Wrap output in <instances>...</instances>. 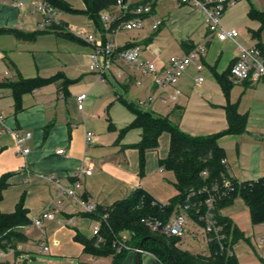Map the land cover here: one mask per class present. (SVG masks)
Wrapping results in <instances>:
<instances>
[{
	"label": "crops",
	"instance_id": "crops-1",
	"mask_svg": "<svg viewBox=\"0 0 264 264\" xmlns=\"http://www.w3.org/2000/svg\"><path fill=\"white\" fill-rule=\"evenodd\" d=\"M35 1L38 0H0V29L38 33L31 42L16 40L10 34L0 35V113L4 116L6 128L19 134H31L24 144L29 152L22 156L17 153L13 137L0 132V176L12 174L2 194L0 212L12 213L22 197L30 222L20 229L25 242L15 249H0V264H11L4 260L8 255H14L13 264L19 262L23 246L30 244L25 233L32 228L42 231L43 238L35 243L41 254L50 251L52 236H58L65 229L72 228L73 237L78 231L86 238H92L91 229L96 221L84 216L79 205L69 197L59 195L57 186L46 179L48 176L57 179L60 187H68L75 173L91 166L93 170L90 175L79 176V193L84 202L96 207H111L136 189L144 190L161 204H167L177 195L174 174L159 166V160L165 158L168 152L167 133L159 137L157 149L145 152L142 170L139 167V152L131 148L122 150L123 146H132L141 140V130L137 128L128 130L119 139L121 131L134 119L121 103L122 100L135 105L128 98L132 97L131 89L136 94L154 97L149 104L139 106L143 111L163 117L181 111L180 119L176 120L178 128L193 137L225 131L227 121L223 108L227 104L235 105L237 112L246 116L244 133L224 135L217 140L224 151L227 174L237 182L264 177V81L231 82L225 94L218 77L230 69L238 50L233 42L207 37L204 15L200 10L181 5L177 0H135L139 4H153L151 14L143 19L141 28L130 31L123 29V21L130 18L124 17L121 10L113 6L101 13L103 30L99 31L92 21L80 14L85 10L81 0H62L77 12L61 11L59 15L60 22L76 38L70 40L52 32L37 30L41 17L32 11L31 5ZM254 1L256 4L262 3V0ZM17 2L23 3V6L13 4ZM256 4L248 2L244 14L240 13L237 21L227 20L231 13L224 17L230 7L222 15V27L235 29L238 32L235 40L242 46L253 45L250 44L252 42L257 44L255 39L259 37L252 36L256 30L248 29L246 34L241 32L244 18L250 24L259 26L258 22L247 16L250 7L264 10V4ZM158 20L161 25L154 32L151 26ZM89 34L101 42L112 43L117 50L137 46L141 59L157 66L165 65L169 58L181 56L203 41L206 53L199 62L185 68L175 86L179 90L176 99L162 103L161 99L169 97L173 88H153L151 76L121 59L113 58L109 71L102 79L97 71L90 70L92 45L84 40V36ZM99 62L102 63L101 57ZM198 65L200 70L196 69ZM57 75L56 81L23 94L16 110L11 88L6 84L19 79H48ZM199 77L203 79L201 82L197 81ZM63 81H69L64 88L61 85ZM80 94H86L82 111L77 109L76 104V97ZM170 103L172 105L169 106ZM48 123H52V126L47 137L43 138V129ZM86 132L92 133L89 145L84 143ZM58 150L63 153L58 154ZM7 156L12 157L10 163ZM56 200L60 204L56 205ZM49 208L54 220H42L41 225L35 227L33 220ZM220 213L228 217L224 208ZM188 223L192 225L190 229L194 225L199 226L192 220H188ZM190 229H185L177 242V247L188 253L185 235L194 234ZM200 236L206 242L203 232ZM260 244L256 252L258 259L253 264H264V244ZM41 245H46L48 250L44 252ZM206 246V253L190 254L207 256V242ZM25 253L27 257L30 255ZM83 256L87 259H82ZM130 256L134 260L133 251L127 253L122 264H126V261L131 264ZM140 257L141 264H162L146 252H141ZM101 259L105 258L92 259L82 252L77 257L78 262L94 264Z\"/></svg>",
	"mask_w": 264,
	"mask_h": 264
},
{
	"label": "trees",
	"instance_id": "trees-1",
	"mask_svg": "<svg viewBox=\"0 0 264 264\" xmlns=\"http://www.w3.org/2000/svg\"><path fill=\"white\" fill-rule=\"evenodd\" d=\"M51 6L61 11L77 13L62 0H44ZM85 10L80 12L99 29L103 30L101 13L113 6L116 0H81ZM151 8L153 4H150ZM248 18L259 24V30L252 32V36L258 38L264 30V10L259 11L253 7L249 8ZM131 18L132 16H127ZM126 17V18H127ZM125 18V19H126ZM42 32H52L65 39H76L66 30L65 24L60 22L51 25ZM10 34L16 40L31 42L38 33H23L13 29H0V35ZM257 47L264 54V44L257 43ZM57 76L48 79H19L14 83L6 84L11 88L16 110L19 109L21 96L35 88L50 84L56 81ZM218 82L227 94L231 85L229 70L218 77ZM69 81H63V88ZM121 103L133 114L132 123L124 128L119 139L131 129L141 130V140L132 146H123L124 149H135L139 152V167L144 166L145 152L155 150L159 145V137L163 133L169 135L168 152L165 158L159 160V166L171 171L175 177L174 187L177 195L167 204L155 201L147 192L142 189L134 190L125 199L113 204L111 207H96L92 213H84V216L99 223V238H86L78 231H75L73 240L82 246V254L92 259L110 258V264H122L127 253L138 248L141 244V251L149 253L157 258L162 264H172L168 254L171 255L176 264H239L233 253V246L244 235L231 221L230 218L222 216L220 211L230 206L235 198H240L247 207L252 225L264 223V177L237 182L227 174L223 149L218 145L217 140L224 135H240L244 133L246 116L237 112L236 106L227 104L225 111L227 129L225 131L208 135L193 137L179 130L176 120L181 116V111L173 112L168 117L155 115L143 111L134 104L121 100ZM175 119V121H173ZM52 123L46 124L43 129V138H46ZM205 173V176H202ZM11 173L0 176V201L3 191L8 187V180ZM229 180L232 191L227 195H216L214 214L220 225L223 227L225 239L222 248L217 243H210L207 256L192 255L177 247L178 237L169 236L162 231L169 220L182 208L186 198L190 196L191 204L202 203L206 197V191L223 181ZM221 193V192H220ZM200 210L204 211L202 204ZM194 209L189 211L193 217ZM106 216L103 218V216ZM195 218V217H193ZM27 211L23 207L21 197L15 209L10 214L0 212V249H15L18 244L26 241L21 233V227L28 225ZM156 225V229L152 226ZM118 242H122L127 249L120 248ZM162 243L167 246L166 250ZM18 254V252H17ZM7 264V263H5ZM78 264H94L80 261Z\"/></svg>",
	"mask_w": 264,
	"mask_h": 264
},
{
	"label": "built area",
	"instance_id": "built-area-1",
	"mask_svg": "<svg viewBox=\"0 0 264 264\" xmlns=\"http://www.w3.org/2000/svg\"><path fill=\"white\" fill-rule=\"evenodd\" d=\"M181 5H189L200 10L204 15V25L207 29V37H215L218 41H230L235 44L238 50V55L235 62L229 69V80L232 83L249 82L256 83L264 81V54L257 47V45L242 46L236 42L238 32L235 29L226 30L221 25V18L224 11L231 6H234L240 0H177ZM18 7H22L23 3H13ZM32 11L37 13L41 20L37 23V30L45 31L51 25H57L60 23L59 15L60 11L51 6L44 0H38L32 3ZM116 6L121 10L124 17L131 15L128 20H124L122 28L130 31L139 29L142 26L143 19L151 14V6L149 4H139L135 0H116ZM103 20H106L103 17ZM161 25V21H155L152 23V30L156 32ZM84 40L92 45V52L89 55V68L92 71H97L102 79L104 74L109 71L112 65L113 58L121 59L127 65L135 67L141 73L152 77L153 88H165L172 87L173 93L166 98H162L161 102L174 101L179 95V90L175 88L177 82L183 75L185 68L193 63L199 62L206 53L205 42L197 43L192 49L181 56H173L168 59L165 65L157 66L155 63L143 60L140 57V48L132 46L121 50L115 49L114 45L110 42H101L92 35H85ZM102 58V63L99 62V58ZM200 70V66L196 67ZM203 79L199 77L198 82ZM86 99V94H80L76 97L77 109L82 111L83 102ZM154 99L151 96L147 102H140L139 105L149 104ZM0 132L9 133L13 139L19 155L25 156L29 150L24 147L26 141L31 138L30 133L19 134L15 130H11L4 125V116L0 113ZM92 133L86 132L84 137L85 145L91 143ZM58 154H62V150L56 151ZM223 159V163H225ZM93 168L87 166L83 168L79 173L73 175V182L68 187H60L59 182L53 176H48L46 179L54 183L59 195L69 197L73 202L79 205L83 213H92L95 211L96 206L88 204L80 197L79 190L81 184L79 182V176L90 175ZM202 173V176H205ZM232 186L229 180L223 181L221 185L214 184L211 189L206 192L204 200L199 204H191L190 196H188L180 209L168 222V224L162 229L164 233L173 237H180L186 229L188 220L194 221L198 224L203 234L206 237L208 244L217 243L222 248V242L225 239V234L222 225H220L214 214L216 195L225 196L228 192L232 191ZM221 192V193H220ZM56 205L60 204L59 200H56ZM205 206V210L201 211L200 206ZM194 209L193 218L189 215V211ZM106 216L104 215L103 218ZM42 220H54V214L49 209L43 210L34 220L33 225L39 227ZM25 227V226H24ZM24 227H21L24 228ZM152 229H156V225L152 226ZM92 237L99 238V223L96 221L91 229ZM260 242L264 244V236L260 238ZM120 248L127 249V246L122 242H118ZM43 251H47L46 245H41ZM136 249L134 250V252Z\"/></svg>",
	"mask_w": 264,
	"mask_h": 264
},
{
	"label": "rangeland",
	"instance_id": "rangeland-1",
	"mask_svg": "<svg viewBox=\"0 0 264 264\" xmlns=\"http://www.w3.org/2000/svg\"><path fill=\"white\" fill-rule=\"evenodd\" d=\"M248 2L252 4H256L254 0H240L234 6H231L228 11L225 12L224 17H226L229 13L232 16H228L227 20H239L238 15L244 14L248 6ZM261 2V0L259 1ZM260 4H264V0L262 3H257V6ZM223 17V18H224ZM225 19V18H224ZM242 22V21H241ZM248 29L251 30H259V26L255 24H250L246 18L243 19V27L241 32L245 34L248 32ZM250 41V36L248 37ZM257 43L264 44V30L260 32V36L258 39H255ZM253 44L254 43H250ZM251 46V45H249ZM130 94L132 97H128L137 107L139 102H147L148 99L152 96H144V94H136L134 89L130 90ZM128 96V95H127ZM134 98V99H133ZM153 103V102H152ZM172 105L171 103L168 104ZM9 163L12 161L11 156H7ZM225 214L231 219L235 227L239 229L244 235V240H240L234 245V253L239 261V264H253V262L258 259L257 257V247L261 244L259 242L260 238L264 236V223H260L257 225H252L249 217V212L242 202L240 198H236L232 204L226 208H224ZM192 225L190 223L186 224V230H189ZM200 226L194 225L193 229H190L194 234H186L185 240L187 242V246L185 247L190 253L198 254V253H206L207 246L206 242L202 240V229ZM27 238L30 241V244L27 246H23L22 253L20 256L22 257L17 264H78L77 257L82 252L81 247L73 240V229H65L56 237L52 236V239L49 241L50 251L46 254L39 253V249L35 243L38 240L43 238L42 231L39 229H30L25 233ZM59 240V241H58ZM58 241V242H57ZM51 242H54L51 245ZM60 242V243H59ZM258 245V246H257ZM59 247V248H55ZM256 247V248H255ZM255 251V252H254ZM30 253V257L26 256V253ZM130 263L134 264V260L132 256H130ZM14 255H8L4 257V260L9 261L13 264ZM82 259H87L85 256ZM26 261V262H25ZM140 264L142 263V257H140ZM110 259L105 258L98 261V264H110ZM128 262L126 261V264Z\"/></svg>",
	"mask_w": 264,
	"mask_h": 264
},
{
	"label": "water",
	"instance_id": "water-1",
	"mask_svg": "<svg viewBox=\"0 0 264 264\" xmlns=\"http://www.w3.org/2000/svg\"><path fill=\"white\" fill-rule=\"evenodd\" d=\"M141 244H142V243H140V245L138 246V248H137L136 251L134 252V262H135V264H140V263H139V257H140V253L142 252V251H141ZM162 245H163V247H164L166 250H168V249H167V246H166L164 243H162ZM168 255H169V257H170V259H171V261H172V264H176L175 261L173 260V258L171 257V255H170V254H168Z\"/></svg>",
	"mask_w": 264,
	"mask_h": 264
}]
</instances>
